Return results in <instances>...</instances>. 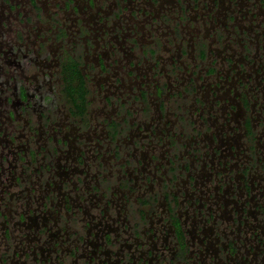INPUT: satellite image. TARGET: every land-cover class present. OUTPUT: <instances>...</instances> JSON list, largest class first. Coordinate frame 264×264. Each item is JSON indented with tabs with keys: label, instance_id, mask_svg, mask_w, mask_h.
<instances>
[{
	"label": "flooded vegetation",
	"instance_id": "af4514ba",
	"mask_svg": "<svg viewBox=\"0 0 264 264\" xmlns=\"http://www.w3.org/2000/svg\"><path fill=\"white\" fill-rule=\"evenodd\" d=\"M0 264H264V0H0Z\"/></svg>",
	"mask_w": 264,
	"mask_h": 264
}]
</instances>
